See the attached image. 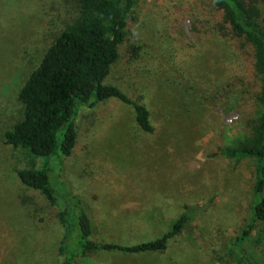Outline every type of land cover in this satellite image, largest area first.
<instances>
[{
	"label": "rangeland",
	"instance_id": "1",
	"mask_svg": "<svg viewBox=\"0 0 264 264\" xmlns=\"http://www.w3.org/2000/svg\"><path fill=\"white\" fill-rule=\"evenodd\" d=\"M77 2L0 0V264L63 263L56 210L17 173L41 160L5 134L24 118L20 89L76 18ZM222 21L212 0L138 1L106 83L145 104L156 132L140 130L119 100L83 110L63 179L99 244L154 241L180 215L191 220L164 253L99 251L87 264H264V223L238 243L252 217L255 162L221 151L252 133L260 81L251 48Z\"/></svg>",
	"mask_w": 264,
	"mask_h": 264
},
{
	"label": "trees",
	"instance_id": "2",
	"mask_svg": "<svg viewBox=\"0 0 264 264\" xmlns=\"http://www.w3.org/2000/svg\"><path fill=\"white\" fill-rule=\"evenodd\" d=\"M139 0H78L74 21L62 31L31 73L19 92L24 118L5 134V142L26 150L41 160L39 168L17 170L22 184L41 194L56 210L64 229L59 254L62 264H87L94 252L128 255L164 253L170 240L178 236L191 220L182 214L159 239L134 245L99 244L91 239V220L81 200L63 179L65 161L78 144L76 122L83 110L119 100L131 106L136 125L154 134L151 114L145 104L128 96L118 86L106 83L120 59L128 24ZM222 14L220 26L227 34L252 50L255 72L260 81L258 116L252 133L221 149L229 159L255 162L254 204L248 227L238 238L245 241L264 223V0H212ZM74 249L69 251V246Z\"/></svg>",
	"mask_w": 264,
	"mask_h": 264
}]
</instances>
